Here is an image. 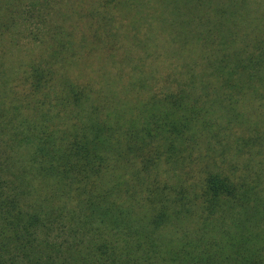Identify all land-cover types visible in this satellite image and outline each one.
Returning <instances> with one entry per match:
<instances>
[{
    "label": "trees",
    "instance_id": "trees-1",
    "mask_svg": "<svg viewBox=\"0 0 264 264\" xmlns=\"http://www.w3.org/2000/svg\"><path fill=\"white\" fill-rule=\"evenodd\" d=\"M0 264H264V0H0Z\"/></svg>",
    "mask_w": 264,
    "mask_h": 264
}]
</instances>
